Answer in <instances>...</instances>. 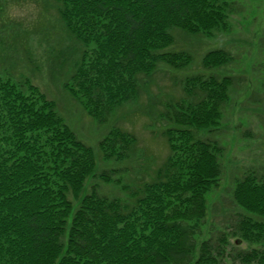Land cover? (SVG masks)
I'll list each match as a JSON object with an SVG mask.
<instances>
[{"label":"trees","instance_id":"obj_1","mask_svg":"<svg viewBox=\"0 0 264 264\" xmlns=\"http://www.w3.org/2000/svg\"><path fill=\"white\" fill-rule=\"evenodd\" d=\"M48 1L81 50L63 88L99 124L137 98L143 77L161 64L178 71L191 63L190 54L167 49L174 42L170 29L210 36L228 30L231 10L227 0ZM230 61L227 50L215 48L201 65L210 70ZM232 83L230 75L185 79L182 91L191 97L162 114L169 154L152 180L123 201L95 186L86 191L94 150L63 122L54 102L28 81L23 90L0 78V264H225L222 249L206 240L196 246L195 225L222 169L217 143L194 138L191 129L219 123ZM135 141L133 133L113 128L97 147L104 160L122 161ZM98 176L110 181L107 171ZM233 200L258 218L244 224L264 232V180L237 179ZM246 226L242 235L250 239ZM261 233L256 239L264 242ZM239 254L246 264H264V248Z\"/></svg>","mask_w":264,"mask_h":264},{"label":"rangeland","instance_id":"obj_2","mask_svg":"<svg viewBox=\"0 0 264 264\" xmlns=\"http://www.w3.org/2000/svg\"><path fill=\"white\" fill-rule=\"evenodd\" d=\"M228 30L212 35H190L178 28L170 29L174 38L169 51H183L192 61L182 70L165 65L144 78L137 98L123 103L99 124L83 109L80 101L63 88L80 56V46L61 27L48 0H0V78L21 85L36 86L55 104L57 114L76 136L94 150L95 175L85 186H95L99 194L130 199L169 154L167 140L161 134L166 123L162 114L168 104L189 99L183 90L185 79L192 75L207 78L230 75L233 83L217 125L208 129H191L196 139L217 143L222 173L206 198V215L195 225L196 246L206 240L224 251L225 264H246L239 253L261 250L264 242L256 234L259 227L246 226L249 215L233 200L237 179L252 175L264 180V0H227ZM223 48L231 55L228 64L205 69L201 58L208 50ZM28 90V89H27ZM113 128L135 135L136 141L125 160H104L97 142ZM176 141H178L176 139ZM107 171L109 182L99 178ZM125 189H124V188ZM250 229V239L243 237Z\"/></svg>","mask_w":264,"mask_h":264}]
</instances>
